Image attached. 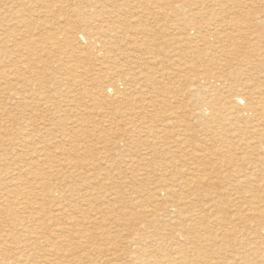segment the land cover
<instances>
[{
  "label": "rangeland",
  "instance_id": "1",
  "mask_svg": "<svg viewBox=\"0 0 264 264\" xmlns=\"http://www.w3.org/2000/svg\"><path fill=\"white\" fill-rule=\"evenodd\" d=\"M40 1L0 0V196L3 190H11L12 197L19 196L20 199L30 198L31 191L35 194L45 211L35 214L34 221L42 220L46 237L51 239L53 236L59 248L63 250L65 257L59 260V264H72L73 260L85 256V253H80V248L75 252V257L66 258L72 254L66 250L75 246L72 243L78 242L74 236H86L83 233L91 236V233L100 232L98 236L103 237L107 232H117L111 225V212L122 218L127 214L133 217H140L141 214L148 220L152 219L151 217L159 218L156 213H162L171 203L183 201V208L187 206L189 210L199 214L198 221L202 222V225L199 224L198 227L203 233L205 230L216 231L214 236L221 235L224 233L221 231L222 227L211 222L217 221L216 217L221 214L222 221L224 218L230 220L234 213L240 211L244 219V223H238L241 228L246 221L250 223L249 219H254L256 214L258 216L262 213L260 220L264 225V173L259 170L264 167V163L253 166L255 172L260 174L254 183L255 187L261 188L260 191L245 195L247 198L252 194L256 195L255 206L245 204V208H237L240 200L235 199L233 190L236 187V178L232 176V168H228L222 156L228 157L232 153L239 159L247 158L246 161L237 163L239 169H248L258 157H264V0H229L221 3L200 2L202 0ZM75 11L87 12L86 17L84 14L77 16ZM70 24L74 26L69 27ZM149 25H155V33H158V30H154L155 27L159 30L162 27L167 28L165 38L173 42L178 40V46L185 50L188 46L184 45L182 40L189 44L193 42L190 45L194 48L197 46V49L202 46L201 49L204 50L195 52L196 56H199V52L206 53L208 59L220 51L218 59L221 62L218 63L217 59V64H209L206 59L203 66H200V60L198 63L191 60L193 52L188 55L190 59L182 61L183 64H179L178 57H174V61L170 63L176 64L169 65L165 62L161 68L160 63L155 60L153 67L148 65L155 70H148L144 56L151 55L139 54L136 47L141 43L139 29ZM198 32L204 36H199ZM210 32L219 33V40L216 41L210 36ZM68 34L71 36V45L64 44ZM156 38L160 42L165 40L163 32L156 34ZM109 42H114L118 51L108 53ZM171 55L174 56V53ZM188 64L190 66H187ZM193 66L195 68L191 72ZM20 69H23V72ZM203 72L208 76L222 74L226 79L223 83H228L226 86L229 90L240 89L246 106L250 104L251 108L259 110L253 113L248 111L245 115L247 121L236 120L235 115L240 111L238 108L223 120H216L207 125L200 123L192 116L194 113L190 114L192 111L196 113L195 106L201 103L200 93L195 90V86L190 83L186 85L183 80L194 79V75ZM98 76H101L100 85L93 82ZM143 76L149 77V82L143 79ZM151 77L160 81V85L156 87L169 85L167 94L170 95H158L159 91L151 82ZM167 78H174V81L169 83ZM227 102L230 106H233L232 102L236 105L234 100ZM131 109H135V112H130ZM184 125H188V128ZM220 147L224 151L221 154L217 152L221 150ZM153 150L160 153L157 158L159 162L161 159L169 161L166 167L161 168L162 163L158 166L149 164ZM136 166L140 168L138 173L134 172ZM213 169L219 171V176L197 178L202 171L210 172L209 170ZM191 178L209 180L210 185L203 186V189L195 193L188 188L186 191H180L181 195L171 192L174 188L169 186H173L174 180L182 182ZM47 184L53 189L54 199H48L46 196L44 186ZM144 194L147 197H144ZM217 195H220V198ZM167 196L169 198H166ZM157 199L158 203H163V207H158ZM200 199H204V203ZM1 202L0 205L5 204L6 208L12 205L11 201L6 199ZM236 202L238 204H235ZM70 205L73 208H70ZM211 205L216 209H212ZM9 207L7 210L15 211L21 216L14 208H17V204L13 203ZM220 207L222 208L219 212ZM75 210L83 211V214ZM248 210L253 211L254 215ZM6 217V214L0 216L1 222L3 221L0 225V236H7L11 230L10 221L4 220ZM62 223L63 227L72 224L70 235L61 233ZM99 224L103 226L99 227ZM211 226L215 228L212 227V230ZM128 234V231L119 233V239L114 244L102 239H91V242L84 239V246L95 247L97 245L93 244H99V247L103 248V252L99 249L97 253L90 250L91 262L94 260L98 264H121L120 253L126 249L123 244ZM150 240L147 238L148 243L145 244L149 246ZM3 247L0 242V250ZM187 252L192 253L188 250ZM204 255L212 256L206 251ZM172 256H175L174 252ZM131 257L123 262L129 264ZM84 260L86 264H91L87 259Z\"/></svg>",
  "mask_w": 264,
  "mask_h": 264
},
{
  "label": "bare ground",
  "instance_id": "2",
  "mask_svg": "<svg viewBox=\"0 0 264 264\" xmlns=\"http://www.w3.org/2000/svg\"><path fill=\"white\" fill-rule=\"evenodd\" d=\"M36 1H40V0H36ZM105 1V0H104ZM171 1V0H170ZM175 1V0H174ZM179 2V0H177ZM229 0H202L200 2H228ZM232 1V0H230ZM235 1V0H234ZM41 2V1H40ZM195 2V1H194ZM198 2V1H197ZM40 5V3H38V6ZM83 9V8H82ZM161 10V9H160ZM156 11V10H154ZM77 16L84 14L83 16H85V14L87 13H82L81 11H75ZM110 12V11H109ZM161 12V11H160ZM53 13V12H51ZM50 13V14H51ZM105 14V13H104ZM107 14V13H106ZM164 14V13H163ZM44 15V14H43ZM53 15V14H52ZM42 16V15H40ZM88 16V15H87ZM99 16V15H98ZM98 16H95L96 18ZM108 16V15H107ZM14 17V16H13ZM17 17V16H16ZM43 17V16H42ZM45 17V16H44ZM86 17V16H85ZM93 17V18H95ZM92 18V19H93ZM101 18V17H100ZM146 18V17H145ZM40 19V18H38ZM42 19V18H41ZM84 20V18H82ZM87 19V18H85ZM143 20H145L143 18ZM19 21V19H18ZM81 21V20H80ZM89 21V20H88ZM83 22V21H82ZM99 22V21H98ZM151 22V21H150ZM153 22V21H152ZM24 23V22H23ZM91 23V22H90ZM100 23H102L100 21ZM99 23V24H100ZM104 23V22H103ZM42 24V23H41ZM85 24V23H84ZM36 25V24H35ZM93 25V24H92ZM102 25V24H101ZM109 25V24H108ZM143 25V23H142ZM42 26V25H40ZM74 26L73 24H70L69 27ZM87 26V25H86ZM127 26V25H126ZM153 26L155 25H149L148 27L145 26L142 29H139V41L141 42L139 45H137L136 48L137 52L139 54H147V55H151L149 56H144V60H146V64L145 66H151L153 67L155 65V62H159L160 63V67L162 68L163 63L167 62L169 65L170 64H176V63H170L174 61V57H178L179 60V64L182 63V61L186 60V59H190V57L188 55H190V53H193V57L191 58V60H194L196 63H198V61H201L200 66H203L202 64H204L205 60L207 59V55L206 53L201 54V52H199V56L195 55V52L197 51H202L204 49H201L202 46L197 49V46L194 48V46H191L190 44L192 43H188L185 42V40H182V42L184 41V45L188 46V48L183 49L181 46H178L179 44L177 43L178 40L173 41H169L167 39V37L165 38L166 34L165 32L167 31V28L162 27V29H158L155 27L154 30H158V33L153 32ZM90 28V26H88ZM187 27V26H186ZM232 27V26H231ZM87 28V27H86ZM119 28V27H118ZM141 28V27H140ZM191 28V27H190ZM91 29V28H90ZM138 29V28H137ZM8 30V29H7ZM118 30V29H117ZM121 31V30H120ZM195 31V30H194ZM101 32V31H100ZM113 32V31H111ZM157 32V31H156ZM163 32V36L164 39L163 41H159L156 38V34L159 35L162 34ZM57 33V32H56ZM59 33V32H58ZM104 33V32H103ZM109 33V32H108ZM122 33V32H121ZM155 33V34H154ZM206 33V32H205ZM113 34V33H112ZM191 34V33H190ZM207 34V33H206ZM210 36H212L216 41L219 40V33L217 34L216 32H210L208 33ZM54 35V34H53ZM92 35V33H91ZM199 35V32H198ZM96 36V34H95ZM199 36H204L203 34L200 33ZM53 37V36H52ZM82 37V36H80ZM94 37V36H93ZM117 36H114V38ZM177 37V36H176ZM56 38V37H55ZM89 38V37H88ZM108 38V37H107ZM208 38V37H207ZM54 39V37H53ZM105 39V38H104ZM109 39V38H108ZM132 39V38H131ZM124 40V39H123ZM134 40V39H133ZM198 40V39H197ZM55 41V40H54ZM135 41V40H134ZM199 41V40H198ZM201 41V40H200ZM224 41V40H223ZM38 42V40H37ZM56 42V41H55ZM57 43V42H56ZM87 43V41H86ZM101 42H99L100 44ZM108 43V42H107ZM135 43V42H133ZM64 44L66 45H71V36L70 34H68L65 37L64 40ZM98 44V43H97ZM181 44V43H180ZM200 44V42H199ZM90 45V43H89ZM104 45H106L104 43ZM202 45V44H201ZM82 46V45H81ZM92 46V45H90ZM185 46V47H186ZM237 46V45H235ZM4 47V46H3ZM94 47V46H93ZM106 47V46H105ZM132 47V46H131ZM9 48V47H8ZM108 48V53H112L114 51H118L116 50V45L114 42H109V46H107ZM182 48V49H181ZM122 49V48H121ZM120 49V50H121ZM243 49V48H242ZM132 50V49H131ZM84 51V49H83ZM122 51V50H121ZM130 51V50H128ZM142 52V53H141ZM103 53V52H102ZM174 53V56H170V54ZM219 52L215 54L209 56L212 58H208L207 61L209 62V64H217V59L219 58ZM126 54V53H124ZM230 54V53H229ZM75 55V54H74ZM135 55V54H134ZM2 56V55H1ZM9 56V55H7ZM136 56V55H135ZM142 56V55H141ZM231 56V55H229ZM164 57V58H163ZM14 58V57H13ZM215 58V59H214ZM107 59V58H106ZM138 59V58H137ZM7 60V59H5ZM216 60V61H215ZM220 63L221 60L218 59ZM11 62V61H10ZM46 62V61H45ZM68 63V62H67ZM71 63V62H70ZM158 63V64H159ZM185 63V62H184ZM188 63V62H187ZM185 63V64H187ZM48 64V63H47ZM129 64V63H128ZM166 64V63H165ZM183 64V63H182ZM102 64H100L101 66ZM131 65V64H130ZM219 65V64H218ZM221 65V64H220ZM44 66V65H43ZM143 66V64H142ZM148 66V70H155L154 68H150ZM179 66V65H178ZM176 66V67H178ZM187 66H190L189 64ZM59 67V66H58ZM65 67V66H63ZM74 67V66H73ZM166 67V66H165ZM181 67V66H180ZM208 67V66H207ZM49 67H47L48 69ZM51 68V67H50ZM57 68V67H56ZM62 68V67H61ZM184 68V66H183ZM195 68V66L192 67V71ZM14 69V68H12ZM45 69V68H44ZM43 69V70H44ZM58 69V68H57ZM60 69V68H59ZM190 69V68H189ZM16 70V69H15ZM21 70V69H20ZM19 70V71H20ZM42 70V72H43ZM66 70V68H65ZM69 70V69H68ZM182 70V69H181ZM8 71V70H7ZM23 72V69L21 70ZM20 71V72H21ZM35 71V70H34ZM52 71V70H51ZM63 71V70H62ZM74 71V69H73ZM184 71V70H183ZM16 72V71H15ZM18 72V71H17ZM26 72V71H25ZM41 72V73H42ZM55 71H53L54 73ZM75 72V71H74ZM87 72V71H86ZM85 72V73H86ZM102 72V71H101ZM105 72V70H104ZM187 72V71H186ZM28 73V72H27ZM33 72H31L32 74ZM38 73V72H37ZM161 73V72H160ZM14 74V72H13ZM12 74V75H13ZM45 74V73H44ZM68 74V73H67ZM70 74V73H69ZM103 72H102V76H103ZM17 75V74H16ZM34 75V73L32 74ZM37 74H35L36 76ZM65 75V74H64ZM72 75V74H70ZM8 76V75H7ZM20 76V75H19ZM34 76V77H35ZM40 76V74H39ZM38 76V77H39ZM58 76V75H56ZM74 76V75H73ZM13 77V76H12ZM16 77V76H15ZM14 77V78H15ZM42 77V76H41ZM191 77V76H190ZM5 78V76H4ZM10 78V77H9ZM8 78V79H9ZM55 78V77H54ZM133 78V77H132ZM149 77L144 78L143 79H147ZM176 78V77H175ZM39 80V78H37ZM101 79V76L95 77L93 79V82L97 83V85H100L99 81ZM151 82L153 83V85L159 86L160 85V81L157 78H150ZM178 79V78H177ZM14 80V79H13ZM18 80V78L16 79ZM67 80V79H66ZM167 80L170 82L174 81L173 79L167 78ZM223 80H226L225 77L221 74V75H212V76H208L206 75L204 72L199 74V75H194V79H186L183 80L185 81V84L188 85L189 83L193 86H195V90H197V92L200 93L201 99L199 100L201 103L196 104V113L195 111L190 112L194 113L192 114L193 117H195V119H197L200 123H205V125L210 124V122H216V120H223L226 118V116H229L231 114L234 113V111L236 109L239 108V112L235 115L236 120L238 121H247L245 115L246 113H248V111H251L252 113L255 111L257 112L259 109L254 108V107H250L251 105H247L246 106V102L245 99L242 97L241 91L240 89H230L228 88V86H226V84L223 83ZM3 81V80H2ZM8 81V80H6ZM76 81V80H73ZM131 81V80H130ZM237 81V80H236ZM23 82V81H22ZM89 82V81H88ZM86 82V83H88ZM144 82H146L144 80ZM147 82H149V80L147 79ZM238 82V81H237ZM236 82V83H237ZM73 83V82H72ZM78 83V82H76ZM83 83V82H82ZM94 83V84H95ZM239 83V82H238ZM20 84V83H19ZM18 84V85H19ZM81 84V83H80ZM85 84V83H84ZM158 84V85H157ZM162 84V83H161ZM43 85V84H40ZM167 85V84H166ZM238 85V84H237ZM2 86V85H1ZM0 86V87H1ZM4 86V85H3ZM28 86V85H27ZM83 86V85H82ZM167 86H163V87H156L157 90L159 91L157 94L158 95H163V97L168 96L170 94H167L169 91V88ZM6 87V86H5ZM39 87V86H37ZM42 87V86H40ZM86 87V86H85ZM100 87V86H99ZM102 87V86H101ZM30 88V85L29 87ZM36 88V86H35ZM45 88V87H44ZM87 88V87H86ZM90 88V87H89ZM94 88V87H93ZM245 88V87H244ZM250 88V87H249ZM37 89V88H36ZM35 89V90H36ZM42 89V88H40ZM78 89V88H76ZM247 89V88H246ZM28 90V89H27ZM34 90V91H35ZM45 90V89H44ZM41 90V91H44ZM94 90V89H93ZM127 90V89H126ZM125 90V91H126ZM129 90V89H128ZM226 90V94L224 96ZM23 91V90H22ZM124 91V92H125ZM47 92V91H46ZM67 92V91H66ZM128 92V91H127ZM132 92V90L130 91ZM137 92V91H136ZM220 92V93H219ZM224 92V93H222ZM44 93V92H42ZM48 93V92H47ZM133 93V92H132ZM28 94V93H26ZM65 94V93H64ZM73 94V93H72ZM137 94V93H136ZM196 94V93H194ZM18 95V94H17ZM36 95V94H35ZM49 95V94H47ZM71 95V92L70 94ZM74 95V94H73ZM115 95V94H114ZM128 95V94H127ZM14 96V95H13ZM20 96V95H19ZM42 96V95H41ZM45 96V95H44ZM42 96V97H44ZM94 96V95H93ZM11 97V95H10ZM87 97V96H86ZM145 97V95H144ZM159 97V96H158ZM12 98V97H11ZM77 98V97H75ZM88 98V97H87ZM91 98V97H90ZM132 98V97H131ZM130 98V99H131ZM141 98V97H140ZM70 99V98H69ZM83 100V98H81ZM130 99L127 100V102H129L130 105ZM28 100V99H27ZM227 100H234L236 102V105L233 104V106H230L227 102ZM61 101V100H60ZM85 101V100H83ZM22 102V101H21ZM63 102V101H62ZM65 102V101H64ZM90 102V101H89ZM249 103V102H248ZM16 105V104H15ZM39 106V105H38ZM238 106V107H237ZM242 106V107H241ZM17 107V106H16ZM134 107V106H133ZM193 107V106H191ZM20 108V107H19ZM30 108V106H29ZM185 108V107H184ZM183 108V109H184ZM128 109V108H127ZM194 109V108H193ZM127 111V110H126ZM135 112V109H131L130 112ZM28 112V111H27ZM149 116V115H148ZM147 117V115L145 116ZM171 118V117H170ZM180 118V117H179ZM172 119V118H171ZM246 123V122H245ZM186 124V122H185ZM179 125V124H178ZM189 125V124H188ZM187 125V126H188ZM186 126V125H184ZM186 126V127H187ZM181 127V126H180ZM219 127V126H218ZM188 128V127H187ZM208 128V127H207ZM223 128V127H222ZM74 129V128H73ZM206 129V128H205ZM209 129V128H208ZM220 130V128H218ZM235 129V128H234ZM21 130V129H20ZM28 130V129H27ZM165 130V128H164ZM19 131V130H18ZM22 131V130H21ZM213 131V130H212ZM23 132V131H22ZM74 132V131H72ZM165 132V131H164ZM203 132V131H202ZM47 133V132H46ZM21 134V133H20ZM23 134V133H22ZM96 134V133H95ZM2 135V134H1ZM201 135V134H200ZM23 137V136H22ZM216 137V136H215ZM43 138V137H42ZM101 138V136H100ZM1 139V138H0ZM34 139V138H33ZM32 139V140H33ZM95 139V138H94ZM180 139V137H179ZM26 140V139H25ZM31 140V139H30ZM28 140V142L30 141ZM215 141V139H214ZM23 142V141H22ZM26 142V141H25ZM31 142V141H30ZM165 142V141H164ZM188 142V141H187ZM237 142V141H236ZM155 144V142H153ZM218 143V142H217ZM20 144V143H19ZM210 144V143H209ZM255 144V143H254ZM157 145V144H155ZM218 145V144H217ZM226 145V144H225ZM245 145V143H244ZM253 145V144H252ZM251 145V146H252ZM264 145V144H263ZM234 146V145H233ZM242 146V145H241ZM240 146V147H241ZM250 146V143H249ZM188 147V146H187ZM247 147V146H246ZM16 148V146H15ZM197 148V146H196ZM224 148V147H223ZM227 148V146H226ZM224 148V149H226ZM243 147H241L242 149ZM180 149V148H179ZM185 149V148H184ZM221 149V147H220ZM228 149V148H227ZM264 149V148H262ZM89 150V149H88ZM157 150V149H155ZM212 150V149H211ZM214 150V149H213ZM154 151V150H153ZM224 152L222 149L221 150H217V152ZM88 152V151H87ZM201 152V151H200ZM253 152V150H252ZM18 153V152H17ZM167 153V152H166ZM192 153V151H191ZM226 153H228L226 151ZM225 153V154H226ZM264 153V151H263ZM25 154V153H24ZM213 155V153H211ZM27 155V154H26ZM158 155H160V153L157 151L154 154L151 155V157L149 158V164H152L153 166H158L159 163H162V167L164 168L167 166V164L169 163V161L161 159V161L159 162L157 160ZM183 155V154H182ZM209 155V154H208ZM6 156V155H4ZM200 156V155H199ZM210 156V155H209ZM223 159H225L224 163H226V165H228V168H232V172L233 175L236 179L235 182L236 183V187L235 189L233 188V190L235 191L234 194H236V200H240L239 202V207L237 208H243L245 206V204H250L251 207L255 206V202L254 200L257 199L256 195L252 194L251 197L247 198L245 197V195L247 196V194L253 192V191H260L259 189L261 188H257L255 187L254 183L255 181H257V177L260 174H257V172H255L254 167L255 164H257V166L260 164L264 163V157H258L255 162L253 163V165L246 169V168H237V163L242 162V161H246L245 158L243 159H239L237 156H235L234 154L231 153L230 156L225 157L224 155ZM48 158V157H47ZM109 158V157H108ZM202 158V157H201ZM200 158V159H201ZM205 157H203L204 159ZM52 159V158H51ZM160 159V158H159ZM178 159V158H177ZM222 159V160H223ZM26 160V159H25ZM29 160V159H28ZM31 160V159H30ZM19 161V160H18ZM27 161V160H26ZM137 161V160H134ZM190 161V160H188ZM186 161V162H188ZM196 161V160H195ZM139 162V161H137ZM3 163V161H2ZM6 163V161H5ZM178 163V162H177ZM176 163V164H177ZM179 164V163H178ZM2 165V164H1ZM64 165V164H63ZM73 165V164H72ZM174 166V163L172 164ZM182 165V163H181ZM123 166V164H122ZM152 166V167H153ZM186 165H184L183 167H185ZM192 166V165H190ZM24 167V166H23ZM112 167V166H111ZM116 167V166H115ZM114 167V168H115ZM118 167V166H117ZM182 167V168H183ZM239 167V166H238ZM113 168V169H114ZM186 168V167H185ZM195 168V167H194ZM235 168V169H233ZM117 169V168H115ZM159 169V168H157ZM180 169V167H179ZM28 170V169H27ZM173 170V169H172ZM183 170V169H182ZM200 170V168H199ZM258 170V169H257ZM260 171H262L264 173V167H260L259 168ZM46 171V170H45ZM140 171V168H137L136 166V170H134V172ZM156 171V170H155ZM175 171V169H174ZM188 171V170H187ZM196 171V170H195ZM210 172H204L201 174H198L200 177L197 178H206L207 177H212V176H219V171L216 172V170H209ZM44 172V171H43ZM41 172V173H43ZM157 172V171H156ZM193 172V171H192ZM201 172V171H200ZM230 172V171H229ZM14 173V172H13ZM19 173V172H18ZM197 172H195L196 174ZM257 175H256V174ZM33 174V173H32ZM45 174V173H44ZM44 174L43 177H44ZM106 174V173H105ZM104 174V175H105ZM133 174V173H132ZM226 174V173H225ZM141 175V174H140ZM170 175V174H169ZM16 176H18L16 174ZM36 176V175H35ZM103 176V175H102ZM101 176V177H102ZM106 176V175H105ZM33 177V176H32ZM100 177V178H101ZM180 177V176H178ZM190 177V176H189ZM196 177V176H195ZM16 178V177H15ZM40 178V177H39ZM105 178V177H103ZM188 178V177H187ZM226 178V177H225ZM36 179V178H35ZM74 179V178H73ZM111 179V177H110ZM180 179V178H179ZM79 180V179H78ZM104 180V179H103ZM37 181V180H36ZM47 181V180H46ZM140 181V180H139ZM175 183L173 184V186H169L171 188H174L171 192L174 193H178L177 195H181V192L183 189H185V191L188 190L189 191H193V193L199 191V189H203V186H209L210 185V181L209 180H205V179H189V181H180L178 182L177 180H174ZM40 182V180H39ZM42 182V181H41ZM110 182V181H109ZM143 182V181H142ZM264 182V181H263ZM37 183V182H36ZM35 183V184H36ZM46 183V182H45ZM139 183V182H138ZM57 184V183H56ZM262 184V183H260ZM30 185V184H29ZM50 185H52L50 183ZM115 185V184H114ZM164 185V184H163ZM259 185V184H258ZM42 186V185H41ZM44 186V185H43ZM54 186V185H53ZM112 186V185H111ZM138 186V185H136ZM143 186V185H142ZM145 186V185H144ZM11 187H15V186H11ZM70 187V186H69ZM165 187V186H164ZM175 187H177L178 189H176ZM108 188V187H107ZM252 188H256L257 190H253ZM26 189V188H25ZM24 189V190H25ZM28 189V187H27ZM35 189V188H33ZM41 189V188H40ZM44 189L47 192V198L48 199H54L55 195L53 194V189L51 186L48 187L44 186ZM106 189V186L105 188ZM113 189V188H112ZM137 189V188H136ZM141 189V188H140ZM176 189V190H175ZM30 190V189H29ZM63 190V189H62ZM114 190V189H113ZM153 190V189H152ZM232 190V189H231ZM3 194L0 196V202L3 199L9 200L11 201L12 205L13 203L17 204V208H15V210H18L21 213V216L17 215L15 213V211L12 210H7L10 209L9 205L7 208L5 206V204L0 205V216H3L4 214H6V218L4 219L5 221H10V233L3 236H0V242L2 244V246H4L2 248V250H0V264H59V260L64 258L65 256H63V250L59 248V246L57 245L54 237L52 236L51 239L50 237H46V233L44 232L45 228H44V222L42 223V220H38L39 222H35L34 221V215L35 214H39V213H44L45 209L42 208V203L39 202V199L35 196V194H33V192L31 191V196L30 198L24 197L21 198L18 197H12L13 192L11 190H3ZM36 190H34L35 192ZM39 192V190H37ZM107 191V189H106ZM149 191V190H148ZM201 191V190H200ZM206 191V190H205ZM213 191V190H212ZM105 192V191H104ZM203 192V191H202ZM215 192V191H214ZM214 192L212 194H214ZM233 192V191H232ZM25 193V192H24ZM23 193V194H24ZM28 193V192H27ZM36 193V192H35ZM42 193L45 194L42 190ZM211 193V192H210ZM247 193V194H246ZM254 193V192H253ZM41 194V193H40ZM42 194V195H43ZM101 194V193H100ZM185 194V193H184ZM190 194V192H189ZM220 194V193H219ZM88 195V194H87ZM93 195V194H92ZM109 195V194H108ZM194 195V194H193ZM210 195V194H209ZM142 196V195H141ZM140 196V197H141ZM146 195L144 194V197ZM159 196V195H158ZM214 196V195H213ZM220 195H217V197ZM250 196V195H249ZM261 196V195H260ZM147 197V196H146ZM154 197V196H153ZM178 197V196H176ZM195 197V196H194ZM224 197V195H223ZM264 197V196H263ZM107 198V196H106ZM158 198V197H157ZM166 198H169V196H167ZM205 198V197H204ZM209 198V197H208ZM215 198V197H214ZM47 199V200H48ZM86 199V198H85ZM136 199V198H135ZM178 199V198H177ZM206 199V198H205ZM212 199V197H211ZM223 199V198H222ZM234 199V200H235ZM264 199V198H262ZM61 200V198H60ZM180 200V198H179ZM182 200V199H181ZM196 200V199H195ZM207 200V199H206ZM219 200V199H218ZM233 200V199H232ZM176 201V200H175ZM201 201V199H200ZM204 201V199H203ZM201 201V202H203ZM242 201V202H241ZM246 201V203H245ZM50 202V201H49ZM53 202V201H52ZM141 202V201H140ZM145 202V201H144ZM158 199H157V205L159 208L163 207V203H158ZM182 202V203H181ZM195 202V201H194ZM235 202V201H234ZM2 203V202H1ZM0 203V204H1ZM51 203V202H50ZM80 203V202H79ZM198 203V202H197ZM204 203V202H203ZM210 204V202H208ZM218 203V202H217ZM223 203V202H222ZM221 203V204H222ZM53 204V203H52ZM70 204V203H69ZM91 204V203H90ZM183 201H180V203H171L169 206L166 207V209H164L162 211V213H156L159 218L151 217L152 219H148L146 218V216H141L140 217H133V216H129L127 215H123L125 218H122L121 216L116 215L115 213H112V218H113V228L117 230V232H115L114 234H112V232H107L106 234L103 235V237L98 236L100 234V232L98 234L96 233H91V236H89L86 233V236L82 235V236H74L75 239L78 240V242L76 244L72 243V245L75 246H70L72 248H69L66 250V252L72 253L71 256H68L66 258H70V257H75V252L81 248V252L80 253H85V256L81 259L78 260H73L74 262L72 264H86L87 262L84 259H87V261L90 263L91 260L89 259V253L95 252L97 253V251H99V249H103L101 247H99V244H93L95 247H88L84 246V239H88L89 242H91V239L94 240H99L102 239L105 242L109 241L110 243L114 244L115 241H117L119 239V233H124V232H129L130 234H128L127 238L130 239H124V246H125V250L121 251L122 253H120L121 255V264H127L126 262H123L124 259L129 260V257H131L130 255L133 254L136 257H131L130 259V263L129 264H264V225L261 224V220L262 219V214L258 215L256 214V217L254 219H249L251 220L250 223H248V221L245 222V224L247 223V225H243V227L241 228L238 223H240L241 221L243 222L244 219H242L241 216V211L234 213L232 215V217L225 219L222 221L221 220V215H219L217 218V221L214 220L211 223L213 224V222L216 223V225H220V227H222L221 231H224V233H221V235L219 234H215L214 236V232H205L203 233V231L201 232L199 230V221H198V217L199 214H195V213L189 208L186 207H182ZM199 204V203H198ZM208 204V206H210ZM216 204V203H215ZM232 204V203H231ZM235 204H238L237 202ZM55 205V204H54ZM67 205V204H66ZM112 205V204H111ZM139 205V204H138ZM143 205V204H142ZM226 204H224L225 206ZM61 206V205H60ZM78 206V205H77ZM137 206V205H136ZM205 206V205H204ZM212 206V205H211ZM221 206V205H220ZM249 206V205H248ZM73 208V206L70 205V208ZM75 207V206H74ZM223 207V206H222ZM219 209V212L221 211V208ZM247 207V206H246ZM12 208V207H11ZM76 208V207H75ZM74 208V209H75ZM147 208V207H146ZM208 208V207H207ZM245 208V207H244ZM248 208V207H247ZM246 208V209H247ZM57 209V208H56ZM63 209V208H62ZM139 209V208H138ZM151 210V208H149ZM205 209V208H204ZM212 209H216L213 208ZM251 209V208H250ZM67 211V209H65ZM64 210V211H65ZM107 210V209H105ZM140 210V209H139ZM159 210V209H158ZM211 210V209H210ZM236 210V209H234ZM63 211V210H62ZM65 211V212H66ZM70 211V210H69ZM74 211V210H73ZM76 211V210H75ZM85 211V210H84ZM112 211V210H111ZM154 211V210H153ZM204 211V210H203ZM251 214H253L254 212L251 210H248ZM59 212V211H58ZM56 212V213H58ZM78 212H83V211H76ZM127 212V211H126ZM132 212V211H131ZM199 212V211H198ZM215 212V211H214ZM69 213V212H68ZM71 213V212H70ZM80 213V214H81ZM103 213V212H102ZM202 213V212H201ZM218 213V212H217ZM62 214V213H61ZM83 214V213H82ZM81 214V215H82ZM87 214V213H86ZM84 214V215H86ZM132 214V213H131ZM151 215H153L152 213H150ZM210 215H212L211 213H209ZM220 214V213H219ZM230 214V213H229ZM244 214V213H243ZM248 214V213H247ZM246 214V215H247ZM139 216V214H137ZM202 215V214H201ZM254 215V214H253ZM73 216V215H72ZM155 216V215H153ZM216 216V215H215ZM249 216V215H248ZM60 217V216H58ZM65 217V216H64ZM150 217V216H149ZM206 217V216H205ZM62 218V215H61ZM73 218V217H72ZM146 218V220H145ZM212 218V217H210ZM52 219V218H51ZM63 219V218H62ZM66 219V218H65ZM68 219V218H67ZM66 219V220H67ZM74 219V218H73ZM85 219V218H84ZM88 219V218H87ZM166 219V220H163ZM214 219V218H213ZM48 220V219H47ZM53 220V219H52ZM69 220V219H68ZM90 220V219H89ZM209 220V219H208ZM253 220V221H252ZM56 221V220H55ZM86 221V220H85ZM94 222V220H92ZM3 222V221H2ZM1 220H0V225H1ZM59 222V221H58ZM66 222V221H65ZM207 222V221H206ZM205 222V223H206ZM210 222V221H208ZM60 223V222H59ZM69 223V222H68ZM79 223V222H78ZM244 223V222H243ZM264 223V222H263ZM50 224V223H49ZM74 224V222H73ZM208 224V223H207ZM55 225V224H54ZM58 225V224H56ZM61 225V224H60ZM69 225V224H68ZM77 226V224H75ZM105 225V223H104ZM202 225V224H201ZM205 225V224H204ZM211 224H209L210 226ZM49 226V225H48ZM47 226V227H48ZM59 226V225H58ZM66 226V225H65ZM74 226V225H73ZM81 226V225H80ZM103 225L99 224V227H102ZM51 227V225H50ZM83 227V226H82ZM97 227V226H95ZM204 227V226H202ZM208 227V226H207ZM214 226H211V228ZM239 227V228H238ZM52 228V227H51ZM79 228V226H78ZM169 228V229H168ZM215 228V227H214ZM113 229V230H114ZM73 230L72 228V224L68 227H63V223H62V228L60 227V231L61 233H65L66 235H70L71 231ZM204 230V229H201ZM211 230V229H210ZM213 230V228H212ZM216 230V229H215ZM46 231V230H45ZM107 231V230H106ZM164 231H168L165 232ZM218 231V230H217ZM74 232V231H73ZM161 232V233H160ZM75 233V232H74ZM64 234V235H65ZM79 234V233H78ZM102 235V234H101ZM213 235V236H212ZM215 237V238H214ZM44 238V241H42V239ZM46 238V239H45ZM64 238V237H63ZM151 239L149 242V246L146 245L145 243H148V241H146V239ZM213 238V239H211ZM70 240V239H69ZM71 241V240H70ZM103 241V242H104ZM64 242V240H63ZM88 242V243H89ZM121 242V241H120ZM67 243H69L67 241ZM87 243V244H88ZM122 243V242H121ZM232 244V245H229ZM66 244V243H65ZM91 244V243H90ZM111 244V245H112ZM69 245V244H68ZM92 245V246H93ZM103 245V243H102ZM66 247V245H65ZM114 247V246H112ZM93 249V250H92ZM91 250V251H90ZM191 251L190 252H187ZM204 251H206L207 253H210L212 256L209 255H204ZM101 252H103V250H101ZM174 252L175 256H172V253ZM109 253V252H108ZM114 253V252H113ZM103 255V254H102ZM115 257V256H114ZM65 258V259H66ZM152 259V260H151ZM101 260V259H100ZM65 262V261H64ZM91 264H98L97 261L92 260ZM113 264V263H110ZM118 264V263H117Z\"/></svg>",
  "mask_w": 264,
  "mask_h": 264
}]
</instances>
